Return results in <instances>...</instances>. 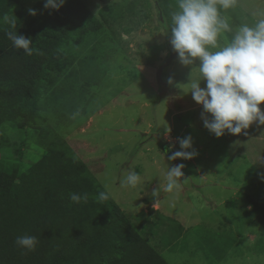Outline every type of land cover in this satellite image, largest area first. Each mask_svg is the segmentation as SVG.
Segmentation results:
<instances>
[{
	"label": "rangeland",
	"instance_id": "rangeland-1",
	"mask_svg": "<svg viewBox=\"0 0 264 264\" xmlns=\"http://www.w3.org/2000/svg\"><path fill=\"white\" fill-rule=\"evenodd\" d=\"M88 2L98 15L103 13L98 17L106 16L115 25L104 32L96 47L95 68L101 77L79 81L85 93L66 122L56 119L54 108L45 102L46 95H40L35 103L44 119L38 115L36 122L48 123L70 145L152 245L158 238L149 222L161 216L185 228L200 225V230L234 235L232 248L218 264H264V125L254 122L243 130L247 135L225 131L219 138L205 128L202 105L193 100L191 92L185 93L190 81L200 75L198 60L185 66L177 55L162 72L168 88L160 96L156 71L171 51L169 26L178 0ZM44 3L0 0V11L15 13ZM121 6H132V11L112 21L107 15ZM221 15L233 29L218 38L224 46L240 25L253 26L264 18V0H236ZM200 86L205 87V81ZM260 107L264 111V102ZM0 129L9 138L12 160L22 169L48 151L47 145L39 143L37 129L16 128L12 122L1 124ZM189 135L192 148L186 151L197 154L191 159L169 160L181 150L179 139ZM181 163L185 167L179 191H163L168 167ZM130 171L140 176L134 188L121 183ZM156 189L159 195L154 198ZM189 234L185 250L162 252L170 264H207L195 243L197 234Z\"/></svg>",
	"mask_w": 264,
	"mask_h": 264
},
{
	"label": "trees",
	"instance_id": "trees-1",
	"mask_svg": "<svg viewBox=\"0 0 264 264\" xmlns=\"http://www.w3.org/2000/svg\"><path fill=\"white\" fill-rule=\"evenodd\" d=\"M131 7L121 6L107 16L120 21ZM32 10L35 15L26 8L0 11V126L12 122L16 128L37 129L39 143L48 151L22 169L12 160L9 138L0 129V264H170L162 251H181L193 231L207 264L221 262L234 235L200 230V225L185 228L157 216L149 222L158 238L152 245L70 145L48 123L36 122L42 116L35 100L42 94L57 120L70 119L85 91L79 81L101 77L95 68L96 47L115 25L98 17L103 13L98 15L88 0H65L58 10ZM4 17L15 19L18 35L31 38L30 55L13 46L7 33L14 29ZM101 192L108 199L99 200ZM72 193L87 194V202L71 201ZM23 235L37 237L34 251L16 245Z\"/></svg>",
	"mask_w": 264,
	"mask_h": 264
},
{
	"label": "clouds",
	"instance_id": "clouds-1",
	"mask_svg": "<svg viewBox=\"0 0 264 264\" xmlns=\"http://www.w3.org/2000/svg\"><path fill=\"white\" fill-rule=\"evenodd\" d=\"M65 0H45L44 8L58 10ZM236 0H178L177 10L171 13L170 43L177 53L179 61L185 65H195L199 61V77L190 81L193 100L202 105L201 117L204 127L217 138L225 131L230 134H241L254 122L264 125V111L260 105L264 102V18L258 19L253 26L242 24L224 45L218 44L222 33L233 31L222 17L221 10L232 8ZM32 15L35 10L29 9ZM4 21L14 31L7 33L16 49L31 54V38L18 35L16 21L4 17ZM215 49V50H213ZM205 87H201V81ZM171 83V80H169ZM170 131V129H168ZM244 135L248 133L243 131ZM181 150L175 151L169 160L191 159L197 153L186 151L192 148L191 136L179 139ZM183 163L168 167L166 184L163 191L172 193L180 189V179L184 176ZM140 176L130 171L122 184L136 187ZM158 189L152 192L155 198ZM87 194L70 195V200L87 202ZM108 199L106 192L99 194V200ZM36 236L23 235L16 238V245L27 251H34L38 244Z\"/></svg>",
	"mask_w": 264,
	"mask_h": 264
},
{
	"label": "water",
	"instance_id": "water-1",
	"mask_svg": "<svg viewBox=\"0 0 264 264\" xmlns=\"http://www.w3.org/2000/svg\"><path fill=\"white\" fill-rule=\"evenodd\" d=\"M169 41H170V38H169ZM176 57H177V53L173 50L172 45H171V51H170L169 56L162 64H160V66L158 67L156 71V81L159 85L160 96L165 94L168 88L166 82L162 79V72L164 68L168 66Z\"/></svg>",
	"mask_w": 264,
	"mask_h": 264
},
{
	"label": "crops",
	"instance_id": "crops-1",
	"mask_svg": "<svg viewBox=\"0 0 264 264\" xmlns=\"http://www.w3.org/2000/svg\"><path fill=\"white\" fill-rule=\"evenodd\" d=\"M155 203H156V202H155ZM155 203H153V204L155 205ZM144 211H145V213H146L147 210H144ZM195 243H196V242H195ZM196 245H197V243H196ZM186 247H187V245H186L185 248L182 249L181 251L185 250ZM165 251L169 252L167 249H164L162 252H165ZM176 252H178V251H176ZM170 253H175V252H170Z\"/></svg>",
	"mask_w": 264,
	"mask_h": 264
}]
</instances>
